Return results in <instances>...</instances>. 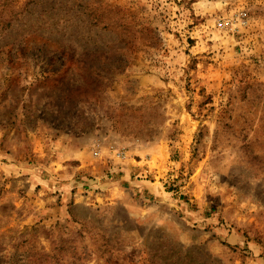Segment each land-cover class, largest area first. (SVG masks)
I'll use <instances>...</instances> for the list:
<instances>
[{"label": "rangeland", "instance_id": "374dc122", "mask_svg": "<svg viewBox=\"0 0 264 264\" xmlns=\"http://www.w3.org/2000/svg\"><path fill=\"white\" fill-rule=\"evenodd\" d=\"M0 264H264V0H0Z\"/></svg>", "mask_w": 264, "mask_h": 264}, {"label": "built area", "instance_id": "2783aa9c", "mask_svg": "<svg viewBox=\"0 0 264 264\" xmlns=\"http://www.w3.org/2000/svg\"><path fill=\"white\" fill-rule=\"evenodd\" d=\"M218 24H219V27L222 28V29H224L225 26L227 25L225 22H219ZM99 153H100V151H97V152H95V155H96V156H99ZM122 154H123V153H121V155H122Z\"/></svg>", "mask_w": 264, "mask_h": 264}, {"label": "trees", "instance_id": "16d2710c", "mask_svg": "<svg viewBox=\"0 0 264 264\" xmlns=\"http://www.w3.org/2000/svg\"><path fill=\"white\" fill-rule=\"evenodd\" d=\"M9 26V25H8ZM7 27V26H6Z\"/></svg>", "mask_w": 264, "mask_h": 264}]
</instances>
